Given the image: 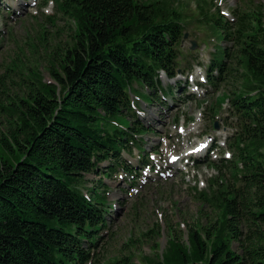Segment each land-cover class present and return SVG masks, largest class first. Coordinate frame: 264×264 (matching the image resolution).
Here are the masks:
<instances>
[{
  "label": "trees",
  "instance_id": "1",
  "mask_svg": "<svg viewBox=\"0 0 264 264\" xmlns=\"http://www.w3.org/2000/svg\"><path fill=\"white\" fill-rule=\"evenodd\" d=\"M50 1L68 20L69 38L60 43L40 32L0 74V264H96L92 251L112 206L109 185L100 179L88 187L85 175L110 176L130 143L156 132L137 119L133 85L146 87L150 100L163 88L161 72L177 74L185 28L164 0L42 5ZM197 6V21L233 44L214 51L206 71L209 84H230L231 156L209 160L217 173L192 187L210 210L205 221L187 225L185 239L170 229L163 258L148 262L264 264V13L260 4L245 5L227 18L212 0ZM140 261L125 254L110 264Z\"/></svg>",
  "mask_w": 264,
  "mask_h": 264
},
{
  "label": "rangeland",
  "instance_id": "2",
  "mask_svg": "<svg viewBox=\"0 0 264 264\" xmlns=\"http://www.w3.org/2000/svg\"><path fill=\"white\" fill-rule=\"evenodd\" d=\"M212 1L224 16H229L232 8L255 4H260L264 13V0ZM41 3L42 0H0V31H3L0 32V74L20 48L28 53L29 44L37 40L40 32L47 38L53 36L60 43L69 38L71 26L68 20L55 12L52 3L44 7ZM197 4L198 0H164L168 11L174 9L180 13L186 33L180 40L177 75L169 77L161 72L163 88L157 90L150 100L146 87L133 85L137 119L156 132L150 130L136 146L130 143L121 153L123 166L128 165L129 169L122 166L105 178L99 169L85 175L88 187L99 184L100 179L109 185L107 198L112 206L106 215L108 225L99 231L100 238L92 251L94 260L98 259L96 264H110L114 258L125 254L132 255V261L136 263L141 260L139 264H150L148 260H159V257L162 259L170 229H180V236L185 239L187 225L196 220L205 221L206 211H210L197 200L192 187H205L208 178L217 173L209 160H217L226 156V150L230 151L225 141L229 134L226 125L230 124L232 116L224 92L230 89L229 82L213 86L208 82L206 71L212 53L233 44L228 39H221L219 31L197 21ZM8 6L13 10L11 13H7ZM4 15L8 16L7 26L4 25ZM47 16H55L56 22L49 25ZM192 41L195 42L194 48H191ZM43 76L46 81L50 80L47 71L44 70ZM170 87L173 88L172 94L162 90ZM127 117L133 118L129 114ZM214 122L217 128L213 127ZM200 141L212 143L214 151L208 152V159L204 162L195 165L193 159L188 158L190 150ZM169 153L179 154L181 162L176 165L168 163L166 157ZM143 159L154 168L144 169ZM108 164L107 161L101 163L102 166ZM134 178L136 182H132ZM98 188L104 189L103 186ZM236 245L233 243L234 248Z\"/></svg>",
  "mask_w": 264,
  "mask_h": 264
},
{
  "label": "water",
  "instance_id": "3",
  "mask_svg": "<svg viewBox=\"0 0 264 264\" xmlns=\"http://www.w3.org/2000/svg\"><path fill=\"white\" fill-rule=\"evenodd\" d=\"M184 36H186V33L184 34ZM183 36V37H184ZM195 47V42L194 41H192V46H191V48H194ZM215 126L217 127V123L215 122Z\"/></svg>",
  "mask_w": 264,
  "mask_h": 264
}]
</instances>
